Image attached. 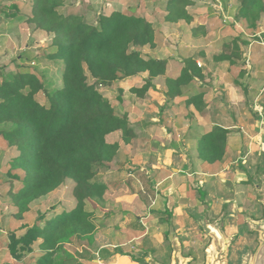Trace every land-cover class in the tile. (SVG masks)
Instances as JSON below:
<instances>
[{
    "label": "crops",
    "instance_id": "crops-1",
    "mask_svg": "<svg viewBox=\"0 0 264 264\" xmlns=\"http://www.w3.org/2000/svg\"><path fill=\"white\" fill-rule=\"evenodd\" d=\"M31 1L0 0V48L19 46L18 35ZM145 1L65 0L59 7L60 12L80 15L94 25L100 16L114 10L147 17L154 27V45L135 49L144 58L166 61L164 73L150 79L143 95L134 89L145 84L148 72L99 86L115 113L127 117L134 137L124 143L119 132L107 136L119 148L97 170V180L104 183L105 191L101 198L88 201L95 212L96 230L91 244L78 241L89 250L81 263L238 264L245 247L237 250L239 257L234 261L230 258L234 245L226 241L251 236L237 215L244 209L241 196L249 195L246 186H251L244 180L253 176L256 189L264 176V12L258 29L245 35L247 44L239 43V53L230 62L215 57L227 52L231 38L244 32L235 20L238 0L232 14L235 21L225 24L219 23L221 19L205 0H190L186 7L190 22L166 21L167 0H158L161 5L152 1V12ZM197 25L205 33L193 35ZM187 59L196 63L201 75H195L181 86L179 95L170 98L167 79L178 77ZM201 91L199 108L187 103ZM215 126L228 130L226 148L222 160L208 163L198 156L197 142ZM63 201L52 210L60 211L69 203ZM26 212L11 229L16 235L24 230L23 224L36 223L24 221ZM2 222L0 215V226ZM3 230L0 227V245L7 238ZM74 241L76 238L65 247ZM220 241L223 245L218 248Z\"/></svg>",
    "mask_w": 264,
    "mask_h": 264
},
{
    "label": "trees",
    "instance_id": "trees-1",
    "mask_svg": "<svg viewBox=\"0 0 264 264\" xmlns=\"http://www.w3.org/2000/svg\"><path fill=\"white\" fill-rule=\"evenodd\" d=\"M238 2L235 20L244 32L231 38L229 50H223L216 60L233 62L239 43L248 42L245 35L258 29L264 0ZM64 3L65 0H32L23 18L52 36L45 52L50 60L61 62L60 86L49 90L43 73L25 64L17 65L0 79V124L9 125L0 135L17 152L11 167L23 173L19 186L7 190L15 207L13 215L22 219L32 202L67 181L70 184L71 200L60 211L40 213L35 224H23L19 235H9L11 255L22 259L37 250V264H71L73 255L65 245L73 238L93 242L95 212L88 201L102 197L105 185L97 180V170L111 161L119 148L107 136L119 132L124 143L134 137L127 117L115 113L99 86L148 72L145 84L134 89L143 95L150 87V79L164 73L166 65L165 60L144 58L135 49L154 45V27L147 17L114 10L100 16L98 25H94L80 15L60 12ZM189 4L190 0H167L163 18L190 22L192 16L186 9ZM199 33H205L202 25L192 29L193 35ZM195 75H201L200 69L187 59L180 75L167 79L170 98L179 95L181 86ZM40 92L45 102L37 98ZM202 92L189 97L187 103L199 108ZM227 133L221 126L204 133L197 142L198 156L208 163L222 160ZM253 180L251 176L244 182L252 185Z\"/></svg>",
    "mask_w": 264,
    "mask_h": 264
},
{
    "label": "rangeland",
    "instance_id": "rangeland-1",
    "mask_svg": "<svg viewBox=\"0 0 264 264\" xmlns=\"http://www.w3.org/2000/svg\"><path fill=\"white\" fill-rule=\"evenodd\" d=\"M152 1L158 5H161V2L158 0H146L145 2H147L149 12L153 11ZM205 2L206 5L212 9V12L219 16L221 19L219 23L225 24L224 22L226 20L229 22L235 21L234 15L232 14H234L237 0H205ZM229 16H233V19H230ZM232 25L237 27L234 22ZM23 28L24 29L18 35L20 40L19 46L6 49L0 48V79L3 75L15 70L17 65L25 64L26 66H30L43 73L46 85L48 86L49 90L60 86L61 62L50 60L46 56L45 52V49H48L49 47L52 36L48 33H45L44 31H36L34 25L32 24L24 23ZM12 34H14V30ZM22 53L25 54L24 56L26 58L21 57ZM37 98L41 102L46 101L45 95L41 92L37 94ZM8 127L9 125L7 124H0V128L8 129ZM16 155L17 152L15 148L8 146L7 140L0 136V215L3 219L2 225L0 227L7 231V238H4V241H1L0 245V264H32L34 259H37L38 255L40 254L39 251H35L33 253L27 254L22 259H16L11 255L8 248L7 241L9 240V235L11 232H13L12 230L15 229V223L19 222V219L13 215L15 207L7 195V190L10 186L15 189L19 186V178L23 175L21 169L11 167L12 163L10 161ZM259 181L261 183L260 185L262 186H259L256 189L254 184L251 186H246V188L249 190V195H245V193H243L244 196H241L240 202L243 204L244 209L241 213H237L238 220L240 218V220L244 223L242 224L244 229L251 230L249 233L251 236H243V239L240 241H236L237 237L233 240L231 239L226 241L228 244L231 243L234 245L230 253V258H232L234 261H236L239 257L237 250L243 249L245 247L243 255H241L238 264H253L257 247L264 243V176H262ZM69 191L70 184L67 181L58 187L56 192L50 193L45 197H42L31 203L30 210L25 213L24 221L29 223L36 221L38 214L52 210L54 206H58V202L60 200L65 199L63 202H65V204L68 203L71 200ZM4 233L5 232H3L2 235H5ZM195 238L197 239L203 237L197 236ZM198 243V245H202L203 242L198 241ZM220 243L221 244L217 246L218 248H221L223 245L222 241H220ZM225 244L224 249L226 248ZM67 248H69V252H71L73 255V262L71 264H77L76 262H81V258L88 255L89 252L83 243L80 244L78 241H74V243L71 244V246H67ZM219 252L220 254L222 253L221 251ZM203 254L206 256L207 252H204ZM215 261L216 259L214 262ZM35 264L37 263L35 262Z\"/></svg>",
    "mask_w": 264,
    "mask_h": 264
},
{
    "label": "water",
    "instance_id": "water-1",
    "mask_svg": "<svg viewBox=\"0 0 264 264\" xmlns=\"http://www.w3.org/2000/svg\"><path fill=\"white\" fill-rule=\"evenodd\" d=\"M264 243L262 244V246ZM254 264H264V246L259 250L258 254L256 255Z\"/></svg>",
    "mask_w": 264,
    "mask_h": 264
}]
</instances>
